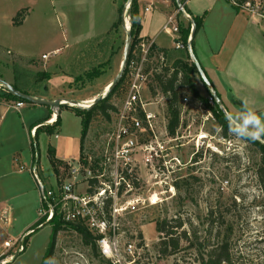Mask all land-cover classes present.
<instances>
[{
    "label": "rangeland",
    "instance_id": "obj_1",
    "mask_svg": "<svg viewBox=\"0 0 264 264\" xmlns=\"http://www.w3.org/2000/svg\"><path fill=\"white\" fill-rule=\"evenodd\" d=\"M130 1L0 0V78L31 94L49 95L45 89L48 79L36 80V74L42 71L37 72L32 61L18 59L25 55L37 61L45 54L47 59L43 61L61 65V68L50 67V71L64 75L60 77L61 81L52 80L51 86L57 96L73 100L88 97L80 103L88 105L94 97L91 94H102L120 69L128 30L121 25L120 14L125 9L124 16L130 30ZM18 11L20 16L15 19ZM179 16L187 20L182 13ZM13 20L22 23L14 24ZM113 21L119 23L111 26ZM55 48L59 49L57 53L52 52ZM176 58L191 62L187 49L183 48L172 53L164 65L170 67ZM161 67L156 58L147 64L148 77L142 100L153 102L147 107L159 114L157 126L163 130L167 123L168 94H162L154 80V74L161 72ZM94 71L99 73L87 76ZM191 77L200 95L208 98L204 87H199L197 73ZM127 84L126 77L112 91L109 102L115 110L109 111L108 117L98 111L92 114L83 143V156L94 158L101 148L126 95ZM4 92L0 86V104L6 102L2 98ZM179 92L177 109L179 118H182L179 121L181 136L169 143L173 148L168 159L175 155L183 166L172 173L169 180L151 179L140 184L134 192V196L144 198L156 192L159 203L149 205L147 201H139L133 211L116 218L119 261L114 263L101 256L98 246L92 248L83 242L77 231L63 227L57 232L48 264H201L210 250L224 242L229 261L221 264H264V205L256 173L260 163L259 150L256 145L229 131L223 135L209 108L192 97L186 87ZM185 97L188 102L184 105ZM26 106L23 112L21 109H7L0 118V200L13 196L7 202L12 207L8 229L11 233L21 229L34 216L37 218L35 223L39 220L38 190H34L36 181L29 167L35 165L38 177L47 186L55 181L61 183L66 175L63 169L57 174L52 171V166L43 167L48 162L43 139L40 140V149L38 146L34 148L33 164H30L31 143L34 147L36 142L34 134L29 135L27 121L23 123L21 119L29 108ZM72 108H64L65 115L73 113ZM202 135L205 137L201 138ZM8 160L17 162L18 168H23L21 173L9 171L3 174L8 171ZM139 173L147 180L149 172L141 170ZM23 191L25 193L21 194ZM163 218H180L182 221L181 227L174 228V236L185 232L179 240L178 251L170 255H161L158 251L160 234L155 230L154 222ZM6 222L2 221L0 226H7ZM35 223L31 225L32 233L26 229L28 233L23 234V231V236L21 234L23 241L31 233L25 250H19V239L2 255L6 256L4 259L0 257V264L3 260L4 264L41 263L54 222L42 226H35ZM128 244L133 245L132 253L127 250ZM5 259L10 260L5 262Z\"/></svg>",
    "mask_w": 264,
    "mask_h": 264
},
{
    "label": "built area",
    "instance_id": "obj_2",
    "mask_svg": "<svg viewBox=\"0 0 264 264\" xmlns=\"http://www.w3.org/2000/svg\"><path fill=\"white\" fill-rule=\"evenodd\" d=\"M228 1L238 11L256 18L258 24L264 27V0ZM145 10H148V7ZM176 14H181L178 8L176 13L167 17L163 31L176 35L175 49L185 48L189 51L188 40L185 43L178 36ZM185 14L189 16L186 11ZM151 45V42L142 39L135 45L133 56L126 66L128 79L126 95L116 111L112 128L105 135L106 139L96 152V156L93 158L84 155L67 162L63 181L61 183L55 181L48 186L38 177L35 165L29 167L36 181L40 199L38 225L52 223L54 219L64 223H82L96 236V246L100 255L114 263L119 261L115 236L116 218L124 212L133 211L139 201L142 203L147 201L149 205L160 201L156 192L144 198L134 196L135 190L140 184L150 182L151 179L158 178L161 182L169 180L172 173L183 166V162L175 155L168 159L173 148L169 143L179 139L182 125L178 123L174 134L168 133L167 123L163 125V130H160L157 126L159 114L147 108L153 102L142 100L148 77L145 69L147 64L152 63L155 58L160 65H164L166 61L165 54L152 51ZM209 100L213 103L211 96L208 97ZM187 102L188 98L185 97L184 105ZM24 103L16 101L15 107H20ZM181 119L180 117L179 121ZM44 123L54 124L51 119ZM22 169L20 166L19 170ZM141 170L149 172L147 180L139 175ZM21 237L19 250L23 249ZM132 247V244L127 245L130 253ZM1 264H4V260Z\"/></svg>",
    "mask_w": 264,
    "mask_h": 264
},
{
    "label": "crops",
    "instance_id": "obj_3",
    "mask_svg": "<svg viewBox=\"0 0 264 264\" xmlns=\"http://www.w3.org/2000/svg\"><path fill=\"white\" fill-rule=\"evenodd\" d=\"M181 2L190 17L203 16L202 25L193 36L191 49L217 94H219L226 112L233 114L240 113L243 110L242 102L246 101L249 108L254 110L264 120V27L258 24L256 18L249 17L247 14L238 11L228 0H181ZM137 4L141 18L139 37L162 49L160 52H163L166 59H169L172 53L180 49L177 50L174 48L176 35L163 31V25L169 15L176 13L177 6L172 0H137ZM147 7L148 10H145ZM175 21L177 25L179 24L178 36H180L181 27H187L189 22L184 20L179 14L175 15ZM21 23L22 21H20L19 25ZM113 23L115 21L112 22L111 26ZM115 35L117 41L118 33ZM58 51L59 49L55 48L52 52L57 53ZM43 55L45 54H42L41 60L37 61L25 55L18 58L32 61L33 67L37 72L41 70L42 72L49 73L45 88L49 95L33 96L42 99H62L63 97L57 96V92L52 88L51 83L54 81L53 78L61 81L60 77L64 75H58L56 73L57 71H50V67L55 66L56 68H61V65L58 66L57 63L43 61V59H47V55L42 57ZM59 71L67 73L61 69ZM66 79L68 80V77ZM6 82L9 83L7 80ZM199 83V87L201 88L203 86L208 93L201 80ZM91 96L95 97L96 93L95 95L91 94ZM87 98L82 97L77 99V101L81 103L88 100ZM25 106L29 108L21 116V119L23 123L27 121L30 136L34 134L35 129L39 126L41 128L51 126L44 123L46 120L51 119L54 122L59 117L52 135L42 131L37 137L34 136L35 142L39 147L38 149H40V140L43 139L47 147L48 145L54 147L55 158L57 160L67 163L79 158L81 118L74 112L65 115L63 110L64 108H72L73 106L63 105L60 107H50L24 103L20 107H15V103L9 104L2 102L0 104V118L7 109H14L16 111L21 109V112H23ZM41 120L45 121L39 123ZM51 136H53L52 141ZM19 157L21 158L20 155ZM39 159L40 153H38ZM47 161V165L42 164L43 167H51L48 155ZM30 164H33V154ZM7 168L8 171L3 174H8L9 171L11 173H21L18 168V163H13L12 160L8 163ZM34 190L37 191V186ZM24 193L25 191L21 194ZM37 196L40 207L38 191ZM12 197L0 200V223L2 224V221H7V226H0V256L7 252L11 248V245H14L18 241L23 231L26 233L27 231L25 230L29 229L37 220L36 216H34L28 219L21 229H18L15 233L8 231L10 224L9 215L12 207L7 202ZM9 260L5 259V262Z\"/></svg>",
    "mask_w": 264,
    "mask_h": 264
},
{
    "label": "trees",
    "instance_id": "obj_4",
    "mask_svg": "<svg viewBox=\"0 0 264 264\" xmlns=\"http://www.w3.org/2000/svg\"><path fill=\"white\" fill-rule=\"evenodd\" d=\"M181 1V0H180ZM172 2L176 5L175 0H172ZM122 7L119 8V12L121 11ZM130 33H131V41H130V46H129V54L128 58L126 61V65L124 68L123 75L121 76L120 80L115 84V86L108 92V94L101 100H99L97 103H95L93 106L90 108H79V107H73V111L76 115L80 116L81 118V134H80V156L82 157L83 154V143L84 139L86 137L87 131L89 124L91 122L92 114L95 111H98L102 115L108 117L109 111H114L115 106L109 102L110 96L113 93L112 91L119 87L121 83L124 81L126 78V66L129 62V60L133 56V50L135 49V45L138 43L139 40L142 38L139 37V32L141 30V18L138 12V4L137 0H131L130 1ZM20 16V11L16 13L14 18ZM202 17L203 16H193L191 17L194 22H195V30L194 34L197 32V30L201 27L202 25ZM14 24H19L20 20H13ZM119 23V21L113 23L112 26H116ZM190 29L191 25L188 23L187 27L180 29V37L181 40L184 41L185 43L187 42L189 35H190ZM194 36V35H193ZM193 41V37L191 39V44ZM151 50H156V52L162 51V49L156 47L155 45H151ZM166 65V64H165ZM161 65L162 70L161 72L155 73L154 74V80L157 82L159 90L162 94H168V99H167V131L169 134H174L178 123H179V112L177 109V101L179 99V91L182 87H186L191 94L192 97L198 99L200 102H202L207 108L211 110L213 113L214 117L216 118L221 131L223 135H227L228 130V122L225 119V113L220 109V107L216 104L214 101V98L210 95L209 91L208 94L209 96L212 97L213 99V105H211L208 101L207 97H203L200 95L198 92L197 88L194 85V82L192 80L191 75L193 73H196V69L192 61L190 63L185 62L181 58H176L173 63L171 64L170 67ZM99 72L94 71V72H89L87 74L88 77H92L94 75H97ZM36 77L37 81H40L39 78H49V74L46 72H38ZM15 89L18 91L25 93V94H30V95H35L27 92L25 89H21L16 84H11ZM4 93H2V98L5 100L7 103L10 101H22L25 102L23 99L18 98L8 92L4 87ZM219 96V94H218ZM220 97V96H219ZM233 114V113H231ZM235 115V114H233ZM59 117L56 118L54 121V124L51 126H44V128H41L40 126L35 129L34 136L37 137V135L44 131L47 134H53L54 129L56 124L58 123ZM45 120L39 121V123H42ZM246 141L254 144L257 146L260 154V163L257 168V177H258V182L261 188L262 192V197H263V205H264V137H262L260 140H250L247 138H243ZM32 151H33V156H34V148L37 147V144L33 147V144L31 143ZM38 148V147H37ZM47 155L48 159L50 162V165L52 166V170L54 173H59L60 169H63L65 171L67 164L66 162L57 160L55 158V150L52 145H48L47 147ZM54 225L51 229V236L50 240L47 246V249L45 251V254L42 258V261L40 264H48L49 259L53 255L54 251V245L56 241V235L57 232L62 229L63 227H68L70 229H73L77 231L82 239L83 242L87 245H90L92 248L96 247V236L93 235L82 223H64L58 219L53 220ZM174 222V223H172ZM39 224V221L35 223V226ZM155 224V230L160 234V241L158 245V251L161 255H170L178 251L179 249V240L182 237V235H185V232L182 233V235L179 236H174V228L181 227L182 221L180 218H163L160 220H156L154 222ZM32 231L34 229L32 227L29 228ZM30 233V234H31ZM28 234L24 240H23V249L22 251L25 250V243L28 239ZM2 259H4L6 256H0ZM229 261V253L228 249L226 248L225 242L220 244L218 248L210 250L206 258H202L201 264H221V262H226Z\"/></svg>",
    "mask_w": 264,
    "mask_h": 264
},
{
    "label": "water",
    "instance_id": "obj_5",
    "mask_svg": "<svg viewBox=\"0 0 264 264\" xmlns=\"http://www.w3.org/2000/svg\"><path fill=\"white\" fill-rule=\"evenodd\" d=\"M176 6L179 9V11L185 15V17L187 18L188 22L191 25V29H190V35L188 38V44H189V56L191 58L192 63L195 66L196 69V73L198 75V77L200 78L202 84L206 87V89L209 91L210 95L214 98V101L216 102V104L220 107V109L225 113L226 110L222 105L221 99L218 96L216 90L214 89L213 85L211 84L209 78L207 77V75L205 74L201 64L199 63V61L197 60L196 56L194 55L192 49H191V39L194 35V30H195V22L194 20L188 16L187 14H185V10L183 8V3L180 0H175ZM125 9L122 10L121 14H120V21H121V25L125 28ZM127 30V35H126V39L124 42V48H123V54H122V61L120 64V69L117 73V75L115 76V78L113 79V81L109 84L108 88L100 95L96 96L93 98V101L90 102L88 105H81L77 100H73V99H42V98H38L35 97L33 95L30 94H25L22 93L20 91H18L17 89H15L10 83L4 81L3 79L0 78V86L4 87L8 92H10L11 94H13L14 96L23 99L25 102H29L31 104H39V105H46V106H50V107H60L63 105H70V106H76V107H86V108H90L91 106H93L95 103H97L99 100L103 99L108 92L115 86V84L120 80L121 76L123 75L124 72V68L126 65V61L128 58V54H129V46H130V41H131V33L129 28H126ZM264 142V141H263Z\"/></svg>",
    "mask_w": 264,
    "mask_h": 264
},
{
    "label": "clouds",
    "instance_id": "obj_6",
    "mask_svg": "<svg viewBox=\"0 0 264 264\" xmlns=\"http://www.w3.org/2000/svg\"><path fill=\"white\" fill-rule=\"evenodd\" d=\"M243 110L238 114L225 112L230 133L250 140H260L264 137V120L249 108L246 101L242 102Z\"/></svg>",
    "mask_w": 264,
    "mask_h": 264
},
{
    "label": "bare ground",
    "instance_id": "obj_7",
    "mask_svg": "<svg viewBox=\"0 0 264 264\" xmlns=\"http://www.w3.org/2000/svg\"><path fill=\"white\" fill-rule=\"evenodd\" d=\"M128 27V21L126 20V17H125V28H127ZM108 86H109V84L104 88L105 90L108 88ZM104 90V91H105ZM103 91V92H104ZM93 101V99L92 100H89L88 102L90 103V102H92ZM84 106V105H83ZM203 137H205V135H202L201 136V138H203Z\"/></svg>",
    "mask_w": 264,
    "mask_h": 264
}]
</instances>
